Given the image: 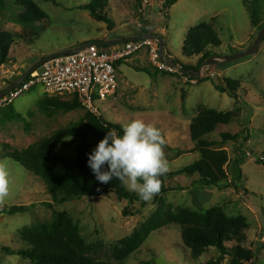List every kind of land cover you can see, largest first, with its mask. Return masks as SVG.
<instances>
[{"label":"rangeland","instance_id":"rangeland-1","mask_svg":"<svg viewBox=\"0 0 264 264\" xmlns=\"http://www.w3.org/2000/svg\"><path fill=\"white\" fill-rule=\"evenodd\" d=\"M93 1L36 0L47 18L23 26L10 21L23 12L17 6V0H7L0 14V34L12 35L13 43L9 62L5 65L18 66V72L22 75L40 60L42 53L72 44L81 47L103 41L101 39L114 40L147 32L164 36L166 55L189 67L199 60L195 57L190 61L183 55L184 40L192 27L216 18L214 28L219 33L222 46L212 52L214 56H228L236 53L232 52L233 49L245 51L254 45L259 34L252 23L254 11L260 25L264 23V0H247L246 4L245 0H178L174 5H168V0H110L104 14L114 21L115 28L109 31L107 23L94 19L89 11L83 9ZM110 47L105 50H110ZM133 66L147 68L154 75L139 72ZM116 69V94L105 101L96 97L94 107L99 116L121 127L134 118H140L159 128L167 144L174 149H165L170 163L169 172L181 170L200 159V153L187 151L195 145L190 136L191 121L202 108L223 112L241 110L230 125H220L214 133L206 136L213 141L221 140L223 133L241 135L237 141H229L215 148L226 150L229 154L228 183L222 188H207L198 192L195 188L199 185L191 183L196 176L181 175L167 181V185L175 189L163 198L165 204L175 208L201 211L223 206L229 216L247 217L250 229L244 245L254 251V259L246 264H264V164L259 162L264 152V42L256 55L226 66L205 68L201 77L194 78L195 84L185 83L180 76L158 73L145 50L121 61ZM225 80L237 83L236 98L215 88V85L227 87ZM41 98H44V89L37 86L15 100L13 109L27 119L7 122L4 126L0 124V159L9 158L5 145L9 144L14 149L27 148L79 122L87 110L83 108L49 115L41 112L37 106ZM63 99L72 98L63 96ZM68 142L65 140L58 152L74 158L78 142ZM177 150L184 153L178 156ZM11 161L14 183L5 206L36 204V207L27 213L0 215V264H33L19 256L9 255L4 248H27L20 232L36 223L51 222L55 211L70 213L87 243L103 245L94 254L95 257L110 264H119L112 256L113 248L146 223L158 211L161 203L153 198L151 202H145V206L142 202L129 204L112 193L55 205L43 180L14 160ZM199 198H203V202ZM125 208H128L127 217L123 215ZM217 256L218 250L212 249L200 258L192 257L183 245L181 227L170 225L154 232L122 264H157L159 259L166 264H206ZM222 264H231L230 258H226Z\"/></svg>","mask_w":264,"mask_h":264},{"label":"trees","instance_id":"trees-1","mask_svg":"<svg viewBox=\"0 0 264 264\" xmlns=\"http://www.w3.org/2000/svg\"><path fill=\"white\" fill-rule=\"evenodd\" d=\"M6 1L0 0V14L5 8ZM109 2L110 0H94L92 3L83 6V9L89 11L94 19L107 23L108 30L112 31L115 28L114 21L104 14ZM176 2L178 0H168L167 4L174 5ZM244 3L246 4L247 0ZM17 6L23 12L17 18H11V22L28 26L42 22L47 18V14L38 6L36 0H17ZM251 18L253 25L260 32L264 23L260 25L255 11ZM216 20L213 18L211 22H203L188 31L183 44V55L190 61L195 57H198L199 60L196 65L189 67L177 63L178 65L187 70L198 72L201 65L215 55L212 52L213 49L222 46L219 33L214 28V21ZM12 43V35L0 34V67L9 62ZM232 52L238 51L233 49ZM119 64L120 62L116 64V68ZM134 68L150 76L154 75L147 68ZM156 71L167 74L158 69ZM225 84L227 87L215 85V88L222 93H227L231 98H236L238 96L237 83L232 80H225ZM37 106L41 112L49 115L57 112L68 113L84 108L78 97L65 100L63 97H48L45 94L44 98L37 101ZM0 110H2V118L0 119L2 126L7 122L26 121L27 119L17 113L13 109V105ZM240 112L241 110L223 112L202 108L198 115L192 119L190 136L195 146L187 152L200 153V159L181 170L168 172L166 176L161 177V192L154 197L161 201L158 211L132 236L123 239L120 245L115 246L112 250V256L119 264L124 263L137 252L154 232L170 225L181 227L183 245L190 251L192 257L200 258L212 249L218 250V256L206 264H222L226 258H230L231 264H246L254 259V251L244 245L250 229L247 217L229 216L223 206H215L201 211L187 207L175 208L170 204H165L163 198L172 190L167 187V180L181 175L190 177L199 175L200 179L195 183L199 185L197 189L200 190L222 188L228 183L229 154L226 150L215 148L229 141H237L241 135L223 133L221 140L213 141L208 140L206 136L214 133L220 125H230ZM31 114L30 111L29 115ZM122 128L86 110L84 117L79 122L60 129L51 137L42 139L27 148L14 149L9 144L4 147L7 149V157L43 180L55 205H63L73 200H81L84 197H100L115 193L120 201L127 200L129 204L142 202V205L145 206L146 203L141 201L135 192L128 191L119 180L113 178L108 184L97 181L87 164L88 155L107 132L116 129L118 134H122ZM65 140H69L68 143L78 142L77 154L74 158L59 154L58 151ZM165 149L174 151L168 144H166ZM183 153V151L177 150L178 156ZM259 162L264 164V152L259 157ZM47 205L53 206V204ZM35 207L36 204L4 206L3 209H0V215L27 213L33 211ZM127 209L125 208L123 211L125 217L128 216ZM20 236L27 248L13 250L5 247L4 250L9 255L19 256L33 264H110V262L94 256L103 245L101 243L95 245L87 243L81 235L79 226L74 223L73 217L68 212L55 211L51 222L36 223L25 227L20 232Z\"/></svg>","mask_w":264,"mask_h":264},{"label":"built area","instance_id":"built-area-1","mask_svg":"<svg viewBox=\"0 0 264 264\" xmlns=\"http://www.w3.org/2000/svg\"><path fill=\"white\" fill-rule=\"evenodd\" d=\"M144 50L151 64L160 72L180 76L185 83H196L194 78L183 75L179 68L162 62L157 40L144 39L128 42L113 46L110 50L91 45L77 53L47 61L0 100V109L13 105L15 100L24 93L42 86L44 94L48 97H78L85 109L99 115L94 107L96 97L105 101L108 97L114 96L118 90L116 64ZM166 58L170 57L166 55ZM18 69L16 65L0 67V91L20 78L21 73Z\"/></svg>","mask_w":264,"mask_h":264},{"label":"clouds","instance_id":"clouds-1","mask_svg":"<svg viewBox=\"0 0 264 264\" xmlns=\"http://www.w3.org/2000/svg\"><path fill=\"white\" fill-rule=\"evenodd\" d=\"M166 144L159 128L134 118L123 125L122 134L109 130L88 155L87 164L100 183L108 184L115 178L148 203L161 192V177L170 171ZM11 166L10 158L0 159V209L14 183Z\"/></svg>","mask_w":264,"mask_h":264},{"label":"water","instance_id":"water-1","mask_svg":"<svg viewBox=\"0 0 264 264\" xmlns=\"http://www.w3.org/2000/svg\"><path fill=\"white\" fill-rule=\"evenodd\" d=\"M144 39H154V40H157L159 42L160 56H161L162 62H164V63H166V64H168L174 68H179L183 75H187V76H190L192 78H199L202 76L203 70L207 67H210V66H218V67L219 66H226V65H228L232 62H235L237 60L244 59L246 57H250V56H253V55H256L257 53H259L261 45L264 42V27L260 30V32L256 38V41L251 48H249L248 50H245V51H238V52L233 53V54L228 55V56H212L209 59H207L201 65L198 72H194L192 70H187L184 67L179 66L174 59L166 58V55H165L166 54V52H165L166 46H165L164 36H161L158 34H153V33H146V34H141V35H136V36H129V37H125V38L108 40V41L91 42V43L84 44L81 47H77V48H73V49H69V50H63V51H59V52H54L52 54H49V55L41 58L34 65H32L27 71H25V73L22 74L16 82H14L10 86H8L6 89L1 91L0 92V100L5 95H7L9 92H11L13 89L18 87L26 78H28L31 74H33L38 69H40L47 61H49L51 59H54L56 57L63 56V55L77 53V52H79V51H81V50H83V49H85L91 45H96L98 47H108V46L112 47V46L125 44L128 42L139 41V40H144ZM157 264H166V262L164 260L159 259V260H157Z\"/></svg>","mask_w":264,"mask_h":264},{"label":"crops","instance_id":"crops-1","mask_svg":"<svg viewBox=\"0 0 264 264\" xmlns=\"http://www.w3.org/2000/svg\"><path fill=\"white\" fill-rule=\"evenodd\" d=\"M147 32H145V34H146ZM142 34V33H141ZM141 34H137V35H141ZM130 36H136V35H130ZM116 39H120V37L119 38H116ZM101 40H103V41H108V39H101ZM79 45H75V44H72V45H69V46H66V47H63V48H60V49H54V50H52V51H49V52H47V53H42L41 55H40V59L41 58H43V57H45V56H47V55H49V54H52V53H54V52H59V51H63V50H69V49H73V48H77ZM113 47V46H112ZM192 61V60H191ZM115 98V97H114ZM195 146V145H194ZM193 146V147H194ZM193 147H191V149L193 148ZM196 176V178L194 179V181L193 182H191V183H194V182H196V181H198L199 179H200V176L199 175H195ZM173 179H177V177H175V178H173ZM169 180V179H168ZM167 180V181H168ZM167 187L168 188H170V189H172L171 191H173L175 188H172V187H170V186H168L167 185ZM170 191V192H171ZM195 191H198V192H203V191H205V190H200V189H196L195 188ZM197 194V196L199 195L198 193H196ZM200 199H201V201L203 202V198H199V201H200Z\"/></svg>","mask_w":264,"mask_h":264}]
</instances>
